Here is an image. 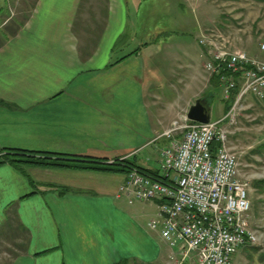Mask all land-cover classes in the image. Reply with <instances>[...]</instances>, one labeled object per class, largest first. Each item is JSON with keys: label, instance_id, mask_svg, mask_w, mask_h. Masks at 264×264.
Returning <instances> with one entry per match:
<instances>
[{"label": "crops", "instance_id": "1", "mask_svg": "<svg viewBox=\"0 0 264 264\" xmlns=\"http://www.w3.org/2000/svg\"><path fill=\"white\" fill-rule=\"evenodd\" d=\"M11 3L0 0V229L15 224L24 242L8 264H174L159 229L147 227L158 202L119 194L126 173L6 160H127L160 173L177 106L154 87L151 61L163 47L139 0H33L20 21Z\"/></svg>", "mask_w": 264, "mask_h": 264}, {"label": "built area", "instance_id": "2", "mask_svg": "<svg viewBox=\"0 0 264 264\" xmlns=\"http://www.w3.org/2000/svg\"><path fill=\"white\" fill-rule=\"evenodd\" d=\"M197 42L205 69L219 76L224 98L231 99L229 108L209 123L186 115L173 120L162 134L169 142L159 154L160 176L132 169L119 194L128 203L158 202L157 217L148 226L159 229L174 264L191 257L194 264H234L237 251L257 236L250 228L247 182L240 178L229 133L248 97L264 100V61L232 50L217 28L203 30Z\"/></svg>", "mask_w": 264, "mask_h": 264}, {"label": "rangeland", "instance_id": "3", "mask_svg": "<svg viewBox=\"0 0 264 264\" xmlns=\"http://www.w3.org/2000/svg\"><path fill=\"white\" fill-rule=\"evenodd\" d=\"M32 2L33 0H12V19L20 21ZM139 2L142 23L147 20L145 15H148L150 36L155 31L157 41L159 39V45L163 47L155 51L156 55L151 63L154 62L155 65L153 77H156L154 87L158 96L177 106L171 111V120L186 115L196 98L206 95L203 99L208 100L210 95L206 93L212 89L213 96L209 98L212 103L211 120L218 118V111L225 114L224 103L227 99L223 95L222 82L219 87L205 82L204 79L210 72L205 69L206 58L202 55L200 46L198 47L197 38L203 30L217 28L230 40L232 50L245 51L264 61V49H260V45L264 44V0ZM9 25H13L11 20L7 27ZM185 73L188 75V82L184 88L179 84L178 78L179 74L186 78ZM200 85L202 92L193 98L194 91ZM230 130L232 133H229V141L237 150L240 178L247 182L250 228L257 236L254 243L245 244L237 251L234 264H264V100L248 97ZM258 182L259 185H256ZM9 224L12 226L7 227ZM14 225L7 223L0 229V264H8L24 242L23 233L14 229ZM184 264H194V258L186 259Z\"/></svg>", "mask_w": 264, "mask_h": 264}, {"label": "trees", "instance_id": "4", "mask_svg": "<svg viewBox=\"0 0 264 264\" xmlns=\"http://www.w3.org/2000/svg\"><path fill=\"white\" fill-rule=\"evenodd\" d=\"M214 78H217L219 80L218 75H214ZM237 90H234L232 93V97L236 93ZM231 104L230 100H225L224 103V110L227 111ZM6 160L21 164H33L38 166H53V167H78V164H85V168H92V169H103L107 171H115V172H122L128 174L132 169H136L142 174L152 176L154 178H157L160 176V174L156 172H152L137 166H134L132 163L128 162L127 160H114L113 163L107 164V163H98L95 161H83V160H69L67 158L61 157V156H51V155H35L31 153H25V152H10L7 154ZM74 162V163H73ZM81 166V165H80ZM259 185V182L256 184ZM120 264V263H117Z\"/></svg>", "mask_w": 264, "mask_h": 264}, {"label": "water", "instance_id": "5", "mask_svg": "<svg viewBox=\"0 0 264 264\" xmlns=\"http://www.w3.org/2000/svg\"><path fill=\"white\" fill-rule=\"evenodd\" d=\"M211 115V105L208 100H204L202 97L194 100V103L189 106L186 114L190 121L199 123H209Z\"/></svg>", "mask_w": 264, "mask_h": 264}]
</instances>
